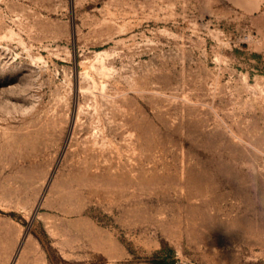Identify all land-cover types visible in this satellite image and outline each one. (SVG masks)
Here are the masks:
<instances>
[{
	"label": "rangeland",
	"instance_id": "374dc122",
	"mask_svg": "<svg viewBox=\"0 0 264 264\" xmlns=\"http://www.w3.org/2000/svg\"><path fill=\"white\" fill-rule=\"evenodd\" d=\"M264 264V0H0V264Z\"/></svg>",
	"mask_w": 264,
	"mask_h": 264
},
{
	"label": "trees",
	"instance_id": "16d2710c",
	"mask_svg": "<svg viewBox=\"0 0 264 264\" xmlns=\"http://www.w3.org/2000/svg\"><path fill=\"white\" fill-rule=\"evenodd\" d=\"M162 264H170V263L165 262V263H162Z\"/></svg>",
	"mask_w": 264,
	"mask_h": 264
}]
</instances>
